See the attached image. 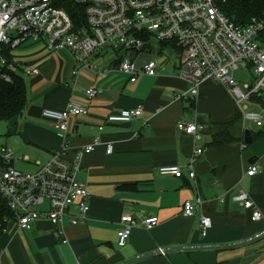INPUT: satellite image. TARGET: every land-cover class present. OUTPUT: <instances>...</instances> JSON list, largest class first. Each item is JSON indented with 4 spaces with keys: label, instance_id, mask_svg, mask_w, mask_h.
<instances>
[{
    "label": "crops",
    "instance_id": "0c3cea01",
    "mask_svg": "<svg viewBox=\"0 0 264 264\" xmlns=\"http://www.w3.org/2000/svg\"><path fill=\"white\" fill-rule=\"evenodd\" d=\"M10 58L38 69V74L24 76L28 103L15 123L19 131L18 125L13 129L27 145L23 147L44 156L36 162L45 163L61 144L43 110L62 111L69 101L87 106L88 114L70 118L63 157L71 161L94 137L99 144L81 158L76 179L89 192V208L82 216L76 205L70 206L63 224L67 242L48 220H37L26 230L6 219L0 228V264H264V240H253L264 230V123L234 119L238 108L225 86L203 81L190 104L184 97L187 84L178 65L167 63L168 56L157 59L156 75H140L133 83L114 68L113 58L98 53L89 61L105 73L84 67L72 78L71 53L48 51L43 41L26 40ZM90 86L98 93L87 101L84 91ZM138 107L141 115L127 123L105 121L108 114ZM191 119L204 125L198 139L176 128L179 121ZM245 129L252 133L250 144L243 141ZM256 132L261 134L254 138ZM215 134L230 140L211 144ZM196 148L203 151L193 160L195 180H190L185 165ZM171 165L180 166L184 175L158 173L159 167ZM250 165L257 167L251 176L246 174ZM240 188L261 211L260 220L252 221L250 211L235 200ZM196 194L201 206L193 216H184L182 203ZM124 212L155 215L158 223L150 229L133 227L119 246L116 233ZM200 212L212 223L205 236L198 228ZM69 216L83 221L73 224ZM157 247L166 248V254L154 253Z\"/></svg>",
    "mask_w": 264,
    "mask_h": 264
},
{
    "label": "built area",
    "instance_id": "2783aa9c",
    "mask_svg": "<svg viewBox=\"0 0 264 264\" xmlns=\"http://www.w3.org/2000/svg\"><path fill=\"white\" fill-rule=\"evenodd\" d=\"M79 8L78 23L61 5L65 0H0V77L11 81L10 73L20 75L38 74L36 67L18 65L11 60V50L28 39L45 42L48 51L68 50L74 66V78L81 68H94L97 74L106 69H96L89 61L93 53L113 58L114 68L135 82L140 75L154 76L158 72L157 59L167 51L177 54L178 75L187 84L184 97L194 101L199 96L200 84L205 80L225 86L242 115L262 126L260 113H248L243 102L255 94L264 93V13L252 17L248 23L238 25L230 21L220 10L215 0H73ZM78 10V9H77ZM159 44L158 51H152L151 44ZM111 52L108 53V50ZM167 59V57H166ZM237 69L251 73L252 81L244 83L243 89L233 76ZM87 101L92 100L98 90L90 86L85 91ZM88 107L69 101L62 111L43 110L44 117L54 122V128L61 136L60 149L50 154L45 163L36 162L38 169L20 171L13 166L15 154L7 144L0 148V211L8 215L0 218V228L6 219H13L22 229H31L37 220H48L57 229L62 242L63 224L71 205H76L83 216L88 208L89 192L85 184L77 181L81 158L93 151L99 138L75 151L71 161L63 154L68 150L67 133L70 118L87 115ZM141 115V108L127 109L108 114L105 121L113 124L127 123ZM176 128L200 137L204 128L195 119L179 121ZM102 130V125L98 126ZM194 149L191 159L185 165L187 176L195 180L194 159L202 153ZM112 152V145L107 146ZM28 160V158H24ZM159 174L182 177L183 169L177 165L161 166ZM256 165H250L246 174L253 175ZM244 209L250 211L252 221L263 216L249 194L242 188L235 196ZM198 194L194 200L182 203V214L191 217L201 206ZM82 216H69L71 223L83 221ZM117 244L123 246L133 227L150 229L158 223L155 215L135 217L124 212L119 217ZM212 223L200 212L198 228L205 236ZM254 239L264 240V230ZM166 248L157 247L156 254L165 255Z\"/></svg>",
    "mask_w": 264,
    "mask_h": 264
},
{
    "label": "trees",
    "instance_id": "16d2710c",
    "mask_svg": "<svg viewBox=\"0 0 264 264\" xmlns=\"http://www.w3.org/2000/svg\"><path fill=\"white\" fill-rule=\"evenodd\" d=\"M219 10L233 23L244 25L252 17H258L264 13V0H215ZM71 16L73 22L78 23L76 18L79 8L73 0H65L61 4ZM78 9V10H77ZM11 81H5L0 77V122L9 120L12 117L20 115L28 103L27 84L25 78L19 73L9 72ZM254 102L264 105V100L255 94L251 97ZM190 104H194L193 101ZM239 116V117H238ZM242 117L238 111L234 119ZM251 132V131H250ZM261 132L254 133V138ZM211 144H219L230 140L228 137L219 138V134L213 135ZM252 136V133H251ZM234 140V138H232ZM8 215V210L0 211V218Z\"/></svg>",
    "mask_w": 264,
    "mask_h": 264
},
{
    "label": "rangeland",
    "instance_id": "374dc122",
    "mask_svg": "<svg viewBox=\"0 0 264 264\" xmlns=\"http://www.w3.org/2000/svg\"><path fill=\"white\" fill-rule=\"evenodd\" d=\"M29 40V39H28ZM159 44L156 42L151 44L152 51L157 52ZM14 50V49H13ZM11 50V52H13ZM111 52V49L108 50V53ZM172 51L167 52L164 55L159 56V58L166 59V57H169L168 64L175 63L178 65L179 59L177 58V55L171 54ZM233 76L238 82V85L243 89L244 83H250L252 81L251 73L248 70L245 69H237L233 72ZM241 105L247 106L246 111L248 113H260L263 114L262 121L264 123V108H262V105L259 102H254L252 100H248L246 102H243ZM21 116L17 115L15 117L10 118L9 120L0 122V148L3 146H6L7 144H10V146L13 148V151L15 153V160L13 162L14 168L23 171V172H31L35 171L38 166L35 164L37 159L44 160V156L40 153L34 152L29 148H25L23 146H27L23 139L18 135L19 133L16 132L13 133L15 123H18V119H20ZM252 121L247 120V125H249ZM253 123V122H252ZM17 124V125H18ZM254 124V123H253ZM16 125V126H17ZM20 125L17 126L19 131ZM24 155H28V160H24Z\"/></svg>",
    "mask_w": 264,
    "mask_h": 264
},
{
    "label": "water",
    "instance_id": "95a60500",
    "mask_svg": "<svg viewBox=\"0 0 264 264\" xmlns=\"http://www.w3.org/2000/svg\"><path fill=\"white\" fill-rule=\"evenodd\" d=\"M259 96L264 100V93L259 94ZM243 141H244L245 144H250L251 143L252 136H251V132H250L249 129H245Z\"/></svg>",
    "mask_w": 264,
    "mask_h": 264
}]
</instances>
